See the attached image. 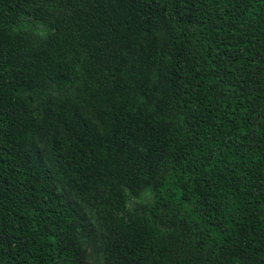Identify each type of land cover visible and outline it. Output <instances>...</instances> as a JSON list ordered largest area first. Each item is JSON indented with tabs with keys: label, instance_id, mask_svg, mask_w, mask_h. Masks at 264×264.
Listing matches in <instances>:
<instances>
[{
	"label": "trees",
	"instance_id": "1",
	"mask_svg": "<svg viewBox=\"0 0 264 264\" xmlns=\"http://www.w3.org/2000/svg\"><path fill=\"white\" fill-rule=\"evenodd\" d=\"M0 264H264V0H0Z\"/></svg>",
	"mask_w": 264,
	"mask_h": 264
}]
</instances>
